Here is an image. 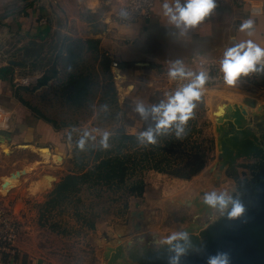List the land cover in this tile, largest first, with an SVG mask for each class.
<instances>
[{"label":"crops","instance_id":"0c3cea01","mask_svg":"<svg viewBox=\"0 0 264 264\" xmlns=\"http://www.w3.org/2000/svg\"><path fill=\"white\" fill-rule=\"evenodd\" d=\"M173 2L174 0H169V3ZM163 3L164 0H156L153 17L145 23L118 27L113 19V14L120 8L118 0H0V105L13 113L19 114L22 111V99L25 95L22 89L27 88H16L14 80L28 75L38 78L37 72L33 70L32 66L39 62L37 57L38 52H42L41 44L50 43V40L56 37L62 36V39L65 40L75 37L81 39L86 36L88 39L97 40L99 50L105 53L111 62L114 60L119 62L123 77L122 84L135 82L134 88L139 85L138 82L146 74L157 72L159 68L161 71L168 70L172 62L177 60L181 61L187 70L195 72L197 67L192 62V58L203 59L219 65L223 51L227 47L249 38L238 31L241 22L249 18V15L240 14L234 8L236 5L233 3H227L215 9L210 17L187 34H181L180 30L171 25L164 17ZM85 13L91 14L97 21L100 26L99 31H92L91 26L82 20V15ZM254 19L256 28L255 36L252 38L264 46V19L260 17H254ZM43 20L47 21V25L43 24ZM84 28L89 31L83 32ZM262 78L264 76L242 78L239 84L231 87L226 85L206 87L202 97L207 112L211 114L209 120H211L214 129L215 122L212 119V111L215 116L220 108L229 104L241 105L248 112L245 127L249 128L255 124V117L261 113L260 111L264 107ZM25 118L28 120H22V118L14 120L9 132L11 141L0 137V166L1 168L8 166L6 174L36 162L39 155L31 147L40 148L45 145L47 143L46 136L50 137L51 143L56 146V149L53 150L52 147L51 151L61 154L57 147V137L51 127L44 122L35 123L30 113ZM213 138L215 151L212 158H217H215V162L213 161V165L209 169V176L205 178V181L193 184L194 179L208 170L211 160L199 175L192 178L193 180L176 178V182H182L185 186L178 184L179 186L176 185L173 188V194L166 192L167 199H161V204L153 205L159 209L151 208V211H148L151 219L146 217L148 212L145 211L146 206L152 207L147 202L148 200H134L131 215L134 212L141 213V215H133L129 227L119 230L116 228L111 233L109 230L110 241L113 240L115 243L110 244V247L124 245L126 248L135 249L133 254H130L129 251L126 253L129 264H134L130 258L137 256L138 252L142 251L139 239H142L151 251H157L159 250L155 245L157 238H164L173 231H186L187 229H192L194 233H197L221 217L222 214L219 212L217 215L215 212L200 213L194 204L199 195L202 198L203 194L207 192H221L222 186L227 181H232L225 171L219 173L216 166L218 161L216 131ZM2 144L11 149L12 153L9 157L2 153ZM22 146L28 147L23 149ZM243 163H247L246 160H237V165ZM44 164H37V169ZM238 170L242 171L240 168ZM26 178L28 175L27 177L23 176L20 185L7 195L0 193L1 208L8 207L19 211L18 208L25 196L27 194L32 196L29 191L32 183L27 188L25 186ZM233 184L235 185L234 182ZM48 190L45 193H48ZM233 191L235 188L230 191V194ZM182 198H185L184 205L180 204ZM154 214H159L161 219V223L155 227L150 224L156 219ZM209 216H212V220L209 219ZM196 217H200L201 220H196ZM18 246L21 248L20 243ZM105 263L102 258L100 264ZM26 264L46 263L42 258H31L27 255Z\"/></svg>","mask_w":264,"mask_h":264},{"label":"rangeland","instance_id":"374dc122","mask_svg":"<svg viewBox=\"0 0 264 264\" xmlns=\"http://www.w3.org/2000/svg\"><path fill=\"white\" fill-rule=\"evenodd\" d=\"M234 8L240 14L248 15L244 8L239 6ZM82 20L91 26L92 31L100 30L99 24L91 14H83ZM84 29L83 32L89 31L87 28ZM83 37L63 40L60 36L50 40V43L41 44L42 52H38L37 57L39 62L32 68L37 72L38 82H41L44 77L49 78V81L42 86L38 83L35 87L22 89L25 92L22 99V111L19 114L15 112L13 115V121L20 118L27 121L28 119L25 117L30 113L35 123H47L55 132L58 151L61 152L59 155L63 157V162L60 165L53 163L41 165L38 169L34 167L32 173L25 180L27 188L32 183L29 188L32 196L27 194L18 208L19 217L23 220V232L19 241L21 248L29 257L42 258L46 264H100L106 248L110 244H115L113 240L110 241V233L114 232L116 228L119 230L131 225V217L133 218L131 210L134 207L132 204L134 200L147 199L152 207L146 206V212L151 211V208L157 210L159 208H155L153 205L161 204V199H167L166 192L173 194V188L176 185L185 186L182 182H176V178L170 175L145 168L132 175L128 182L131 183L137 178L145 182L146 188L142 197L132 196L126 189L125 191L112 190L106 186L89 188V184H85L78 195L70 196L56 205L55 203L47 204L51 200L52 191L62 179L71 174H83L97 164L95 163L96 154L102 152L103 157L107 155L108 149H114L118 145L117 141H113V135L120 128H123L126 134L136 136L137 132L146 130L150 126L147 123L145 126L139 120L141 117L134 111L136 103L142 102L145 107H151L153 102L160 103L166 99L157 90L161 87V81L154 80L158 76V71L143 76L135 88V82H126L122 85L116 83L115 68H112L111 64L109 67L105 64L103 59L109 57L99 50L97 40ZM80 40L81 42H78ZM88 41H95L97 45ZM71 76L86 77L90 81L89 92L81 105L75 104L70 98V84L73 81ZM262 80L264 84V78ZM129 86H133V90H128ZM113 88L117 93L118 107L116 103L112 102ZM209 117L211 118V114L207 112L202 97L193 118L198 122L196 125L198 132L192 136L188 144L183 141V154L179 153L174 156L168 154L166 157L176 165L185 164L187 161L198 163L203 159L211 160L208 170H205L198 178L191 179L193 184L205 181V178L209 176V169L213 165V161L217 158H212L215 151V140H213L215 129ZM212 119L215 122L213 111ZM29 122L31 121L29 120ZM105 134H107V149L101 146V139ZM51 141L50 137L46 136L47 143L41 147L50 150L53 147L55 150L56 146ZM82 141L83 146L81 147ZM193 143H196L195 147L200 145V149H194ZM156 145L161 147V138ZM5 148L10 149L7 146ZM90 148H94V151H88ZM123 148V151L134 154L141 160L145 158L144 153L152 156V152L155 150L161 154V151H158L153 145L140 147L137 143L134 145L130 143ZM31 149L37 152L36 148L31 147ZM196 153H199L201 157H196ZM77 157L83 158V163ZM159 159H161V155L158 156L157 161ZM163 165H165L164 162ZM7 167L1 168L0 166V175L4 176L8 172ZM3 170L4 172H2ZM45 175L54 177L52 188L48 190V193L44 192L42 195L34 196L31 188L35 185L36 188L37 180L42 179ZM222 187L221 192L230 193L235 185L232 181H227ZM259 212V220L254 216L256 211L253 215H248L250 217L247 221L248 234L264 232V212ZM217 213L215 212V215ZM149 215L150 212L146 217L150 218ZM79 216L82 219H79ZM155 218L150 223L154 227L161 223L159 214L155 215ZM195 219L201 220L200 217ZM209 219L212 220V216H209ZM89 220L95 223L96 230L91 231L85 225V221Z\"/></svg>","mask_w":264,"mask_h":264},{"label":"clouds","instance_id":"9594fccd","mask_svg":"<svg viewBox=\"0 0 264 264\" xmlns=\"http://www.w3.org/2000/svg\"><path fill=\"white\" fill-rule=\"evenodd\" d=\"M216 6V0H174L173 3L164 0L162 10L171 25L179 29L181 34H187L210 17ZM259 14L260 11L254 9L249 18L239 26L238 31L249 38L240 40L223 51L219 71L226 86H234L242 78L264 76V46L252 38L256 28L254 17ZM167 75L170 80L187 82L177 87L173 93L167 94L166 99L158 105L148 108L142 102L136 103L134 111L143 120L151 118L154 122V126L136 133L135 138L140 147L156 145L160 138L170 135L182 139L209 81L205 71L187 70L179 60L172 62ZM80 146H83V141ZM101 146L107 149V134L101 139ZM202 203L210 211L226 215L231 221L242 218L247 211L239 193L207 192L203 194ZM155 245L160 250H166L167 264H182L190 252L199 254L206 250L203 242L200 246L194 245L190 234L183 230L157 238ZM206 264H232V257L228 251L218 250L215 254L207 255Z\"/></svg>","mask_w":264,"mask_h":264},{"label":"water","instance_id":"95a60500","mask_svg":"<svg viewBox=\"0 0 264 264\" xmlns=\"http://www.w3.org/2000/svg\"><path fill=\"white\" fill-rule=\"evenodd\" d=\"M222 112L218 119L219 125L215 124L218 152L216 166L219 173L225 171L235 183V191L231 194H240L247 211L242 218L233 221L222 214L219 219L197 233L187 229L193 244L200 246L203 242L206 250L199 254L190 252L182 264H206L207 255L215 254L218 250L228 251L232 264H264V232L248 234L247 222L250 218L248 215H253L256 211L254 216L259 220L258 211L264 212V107L255 117V124L249 128L245 127L248 112L243 106L229 104L220 108L217 114ZM0 137L6 141L12 139L10 133H2ZM240 159L247 163L237 165V160ZM239 168L242 169L241 172ZM194 204L200 213H212L198 198ZM133 215L139 216L141 213L134 212ZM128 251L130 254L135 253V249L126 248L124 245L109 246L103 259L106 264H129L126 259ZM138 253L130 258L134 264H167L166 250L151 251L148 247Z\"/></svg>","mask_w":264,"mask_h":264},{"label":"trees","instance_id":"16d2710c","mask_svg":"<svg viewBox=\"0 0 264 264\" xmlns=\"http://www.w3.org/2000/svg\"><path fill=\"white\" fill-rule=\"evenodd\" d=\"M88 42L97 45V42L95 41ZM103 60L105 61L107 67H109L111 60L109 58H105ZM71 77L73 78V81L70 84V98L75 102V104L81 105L82 101L89 92L90 81L88 78L82 76ZM47 81H49V78L44 77L41 82L39 81L38 83H40L42 86L45 85ZM112 91L114 93L112 102L116 103L118 107L116 98L117 93L114 88ZM152 104L158 105L159 103L153 102ZM139 120L142 121L145 126L147 124L154 126V122L151 120V118L148 120H143L141 118ZM197 123L198 122L196 119H191L188 122L186 135L182 139H177L174 135L162 137L161 147L158 145H153L158 149V151H161V154L157 153L155 150L152 152V156H148V153H144L145 158L142 160L138 159L136 156H134V154L123 151V147L125 145L130 143L134 145L137 143V141L135 135H128L124 132L123 128H120L117 133L113 135V141H117L118 145L114 147V149H108L106 151L107 155H104L103 157L102 152L96 154L95 163L97 164L85 171L83 174H71L62 179L52 191L51 200L47 204L51 205L52 203H55L56 205L68 199L70 196L78 195L85 184H89V188L106 186L112 190L115 189L125 191L126 189L132 196L142 197L146 188L145 182L140 178H137L135 181H131V183L128 182H130L129 180H131L132 175H135L137 172H139V170L142 171L145 168L155 170L161 174L170 175L173 178L191 180L195 176L199 175L207 167V164L210 161L209 159H203L198 163L187 161L185 164L176 165L174 162L172 163L169 161V159L166 157L168 154L171 156L177 155L179 153L183 154V141H186L187 144L189 141H191L192 136L198 132L196 129ZM177 140L178 143H176ZM195 145L196 143H193L194 149H198L200 146L198 145V147H195ZM94 148H90L88 151L93 152ZM160 155L161 159L157 161V158ZM187 155L190 154L187 153ZM195 156L198 158L201 157L199 153H196ZM77 159H79L81 162L83 161V158L77 157ZM163 162L165 165H163ZM79 217V219H82L81 216ZM85 225L91 231L96 230V225L95 223L91 222V220L87 222L85 221Z\"/></svg>","mask_w":264,"mask_h":264},{"label":"built area","instance_id":"2783aa9c","mask_svg":"<svg viewBox=\"0 0 264 264\" xmlns=\"http://www.w3.org/2000/svg\"><path fill=\"white\" fill-rule=\"evenodd\" d=\"M107 1V0H102ZM120 8L113 14L114 23L118 27L136 26L145 23L153 17L156 0H118ZM183 2V0H182ZM233 3L242 7L250 16L254 9L260 11L256 17L264 19V0H216V8L224 4ZM126 13V15H125ZM47 25V21L43 20ZM197 71H205L209 77L206 87H217L225 85L222 74L219 71V65L207 62L203 59L192 58ZM112 68L120 70V64L114 60L111 62ZM168 70H158V76L154 80L161 81V87L157 90L161 92L164 98L167 94L173 93L177 87L187 81L170 80L167 75ZM240 81L237 82L239 84ZM38 84V78L35 76H24L14 80L16 88H32ZM236 84V85H237ZM14 113L0 105V135L9 133L13 125ZM20 211L13 208L0 207V264H26L27 254L18 246L22 232L23 220L19 217Z\"/></svg>","mask_w":264,"mask_h":264},{"label":"bare ground","instance_id":"6f19581e","mask_svg":"<svg viewBox=\"0 0 264 264\" xmlns=\"http://www.w3.org/2000/svg\"><path fill=\"white\" fill-rule=\"evenodd\" d=\"M114 70H115L114 71L115 80H117L116 83L122 84L123 77L121 76V71L119 69H114ZM128 90H133V86H129ZM221 114H223V112L215 115V123L217 125H219L218 119L220 118ZM2 145H3V147L1 148L2 153H4L5 156L9 157L12 153L11 149L5 148L6 146L5 144H2ZM22 147L27 148L28 146H22ZM36 151L39 157H41L39 158L37 162H33L32 164H29V165H24L21 169L19 168L14 169L9 174H5L4 176L0 177V193L2 195H7L11 190L17 187L18 184L21 182V178L25 175H30L32 171L34 170V167H36V165L39 162H41L40 164L45 163L46 165L53 164V163L60 165L63 162V157L59 155L58 153L51 151L49 148L40 147V148H36ZM54 180H55L54 177H52L51 175H45L42 177V179L37 181V187L35 188L36 186L35 185L33 188H31V191L33 192L34 195L41 194L52 187ZM197 198L199 201H202V198L200 195ZM181 200L182 202H180V204L184 205L185 198L184 199L182 198ZM139 241H140V246H141L140 249L147 250L148 248L147 244L142 239H139Z\"/></svg>","mask_w":264,"mask_h":264}]
</instances>
